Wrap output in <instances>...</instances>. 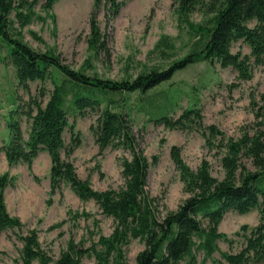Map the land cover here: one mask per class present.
Returning <instances> with one entry per match:
<instances>
[{
  "label": "trees",
  "instance_id": "obj_1",
  "mask_svg": "<svg viewBox=\"0 0 264 264\" xmlns=\"http://www.w3.org/2000/svg\"><path fill=\"white\" fill-rule=\"evenodd\" d=\"M57 0H0V50L6 47L7 56L16 67L19 84L30 88L29 81L51 78L54 87L46 104L42 98L33 97V106L27 111L31 119L29 137H24L20 108L12 109L8 120L11 140L3 149L10 164L26 162L33 172L34 158L42 150L51 157L50 192L61 190L67 181L81 199H94L101 211L112 216L114 228L109 234L99 233L90 245L83 240L70 238L67 246L54 258L41 245L36 229L22 235V264H81L86 254H94L97 264H130L127 248L131 240L140 238L145 247L137 254V264H197L198 250L204 252L200 264L216 251L222 258L219 264H256L264 260V92L261 105L256 110L257 126L246 130L238 138H229L227 152L222 157L225 176L218 178L204 159L197 169H192L183 159L181 148L174 144L171 155L180 169L186 191L191 194L178 206L159 216L147 189L151 161L140 148L133 127V114L142 111L150 120L169 127H186L188 121L203 124L200 107H187L179 117L168 111L171 94L168 89L156 88L170 79L177 70L190 63L207 60L222 66H233L241 79L253 77V64L264 63V0H177V17L181 29L186 28L192 45L184 55L177 57L175 36L162 33L149 53H158L167 65L154 64L143 67L136 76L106 77L85 67L75 68L64 60L54 48L39 49L24 37L23 29L35 18H54L52 9ZM95 0L91 16L89 47L93 53L108 51V34L98 21ZM116 15L126 0H107ZM41 3L46 15L39 14L36 5ZM202 10L205 18L195 21L192 13ZM251 20H256L250 25ZM33 36L45 41L37 31ZM244 39L251 47L250 53L233 51L234 41ZM92 66V65H90ZM46 90L41 89V97ZM102 107L97 125H92L96 141L102 152L109 145H122L132 156L122 162L123 186L106 189L95 188L89 178L79 175L75 163L68 157L80 145L81 139L70 123L71 108L81 114L87 108ZM261 117V118H260ZM72 130L71 142L66 143L64 132ZM212 134L218 130L209 126ZM65 150L66 157L62 150ZM252 159L255 169L242 160ZM36 179L39 177L34 174ZM15 176L9 171L0 174V229L22 227L19 216L12 215L6 202V188ZM259 207L260 219L254 226H241L243 242L239 250H223L220 239L233 245L235 239L219 229L225 213L231 209L240 213ZM206 220V221H205Z\"/></svg>",
  "mask_w": 264,
  "mask_h": 264
},
{
  "label": "rangeland",
  "instance_id": "obj_2",
  "mask_svg": "<svg viewBox=\"0 0 264 264\" xmlns=\"http://www.w3.org/2000/svg\"><path fill=\"white\" fill-rule=\"evenodd\" d=\"M41 3L36 5V10L46 15ZM176 7L177 0H126L119 12L113 15L110 2L101 0L97 6L98 21L103 32L108 34L109 50L96 54L89 47L95 0H57L52 9L54 18L48 15L45 20L35 18L24 27L23 33L31 45L43 50L48 47L56 49L75 68L85 67L89 72L97 71L106 77H134L145 66L167 65L168 61L158 53H149L162 33L175 36L177 57L191 48L193 40L186 28H180ZM192 18L202 21L205 14L196 10ZM255 23L256 20L249 22L250 25ZM32 30L42 35L45 41L36 39ZM232 49L244 53L251 51L244 39L234 41ZM237 74L233 66L224 67L217 61L199 60L177 70L170 79L151 90L165 88L170 91L172 98L168 111L174 118L187 107H200L202 125L188 121L186 127H169L150 120L142 111L134 112L133 127L138 143L151 161L147 189L154 198L159 216L176 210L191 194L186 191L180 169L172 158L174 144L180 146L184 161L192 169H197L207 159L212 174L221 179L225 176L222 157L227 152L228 139H236L246 130L252 132L257 126L256 110L262 103L261 93L264 92V63L253 64V77L250 79H241ZM29 85L30 88L26 89L19 84L16 67L7 56L6 47L1 49L0 174L9 171L15 176L13 184L6 188V202L10 213L19 216L24 225L0 229V264H22V235L29 229L37 230L41 245L57 258L70 238L90 245L99 233L109 234L115 224L114 218L104 214L94 199H81L67 181L62 183L61 190L50 192L51 157L48 151L39 155L33 172L26 162H8L3 146L11 140L8 120L12 118V109L17 105L20 108L18 114L27 139L31 125L27 111L30 105H34L33 97L42 98L45 105L54 87L51 78L31 80ZM42 87L46 90L44 97H41ZM101 109L87 108L81 114L71 108L69 120L81 143L68 158L75 163L79 175L89 178L95 188H119L125 181L123 159L130 158L132 152L122 145H109L100 152L92 125H97ZM210 125H216L218 131L215 134L211 133ZM72 135L68 126L64 132L66 143L71 142ZM62 154L66 157L64 149ZM242 160L247 167L255 169L250 157L243 155ZM259 219V207L246 213L234 209L227 211L219 229L234 237L235 241L230 245L228 240L220 239L221 249L239 250L243 237L236 232L242 233L243 224L251 227ZM144 247V240H131L127 248L130 264H137V254ZM196 254L197 264H200L204 252L198 250ZM218 258H222L220 251L208 257L205 264H219L215 260ZM81 264H97V259L94 254H86ZM181 264H188V261L182 260ZM256 264H264V260Z\"/></svg>",
  "mask_w": 264,
  "mask_h": 264
},
{
  "label": "crops",
  "instance_id": "obj_3",
  "mask_svg": "<svg viewBox=\"0 0 264 264\" xmlns=\"http://www.w3.org/2000/svg\"><path fill=\"white\" fill-rule=\"evenodd\" d=\"M45 151H47V150H42V151H40V153L34 158V161H33V169L35 168V164H36V160H37V158L39 157V155H40L41 153H44Z\"/></svg>",
  "mask_w": 264,
  "mask_h": 264
}]
</instances>
